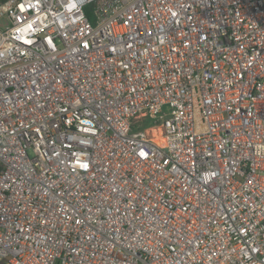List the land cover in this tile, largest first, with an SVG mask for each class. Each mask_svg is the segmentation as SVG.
Returning <instances> with one entry per match:
<instances>
[{"label":"built area","instance_id":"built-area-1","mask_svg":"<svg viewBox=\"0 0 264 264\" xmlns=\"http://www.w3.org/2000/svg\"><path fill=\"white\" fill-rule=\"evenodd\" d=\"M98 1L0 2V264H264V0Z\"/></svg>","mask_w":264,"mask_h":264},{"label":"rangeland","instance_id":"rangeland-1","mask_svg":"<svg viewBox=\"0 0 264 264\" xmlns=\"http://www.w3.org/2000/svg\"><path fill=\"white\" fill-rule=\"evenodd\" d=\"M109 2L110 0H99L95 5H94V8H93V11H97V10H104L108 7L109 5ZM91 12V10H90Z\"/></svg>","mask_w":264,"mask_h":264},{"label":"bare ground","instance_id":"bare-ground-1","mask_svg":"<svg viewBox=\"0 0 264 264\" xmlns=\"http://www.w3.org/2000/svg\"><path fill=\"white\" fill-rule=\"evenodd\" d=\"M155 133L159 135V130L157 129V131ZM160 141L162 142L163 140L160 139Z\"/></svg>","mask_w":264,"mask_h":264},{"label":"trees","instance_id":"trees-1","mask_svg":"<svg viewBox=\"0 0 264 264\" xmlns=\"http://www.w3.org/2000/svg\"><path fill=\"white\" fill-rule=\"evenodd\" d=\"M3 1H6V0H0V2H3ZM88 13H91V12L88 10Z\"/></svg>","mask_w":264,"mask_h":264}]
</instances>
